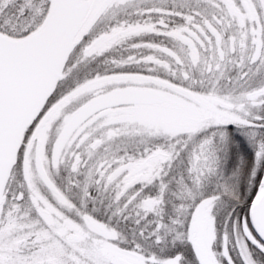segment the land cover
<instances>
[{"label": "snow or ice", "instance_id": "6c2138e0", "mask_svg": "<svg viewBox=\"0 0 264 264\" xmlns=\"http://www.w3.org/2000/svg\"><path fill=\"white\" fill-rule=\"evenodd\" d=\"M0 264H264V0H0Z\"/></svg>", "mask_w": 264, "mask_h": 264}]
</instances>
